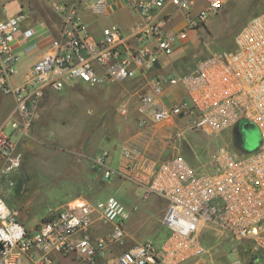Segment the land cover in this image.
<instances>
[{
	"label": "built area",
	"instance_id": "1",
	"mask_svg": "<svg viewBox=\"0 0 264 264\" xmlns=\"http://www.w3.org/2000/svg\"><path fill=\"white\" fill-rule=\"evenodd\" d=\"M203 1L198 7L199 0H79L82 9L96 14L118 2L138 15L128 31L112 24L97 35L75 2L51 0L62 17L60 27L17 83L14 42L19 34L38 36L39 27L25 26L24 10L0 15V91L15 100L0 125V264H58L55 254L73 264H197L206 255L211 258L203 264H228L206 248L207 230L228 235L239 255L233 264H264V8L237 32L233 47L206 53L178 75L160 74L190 33L228 2ZM173 23L183 26L173 30ZM137 79L145 83L136 102L138 127L181 120L187 130L217 134L248 121L259 128L258 147L241 152L219 147L201 167L182 152L156 160L129 143L121 145L117 159L107 148L90 156L103 181L119 175L143 186L144 199L167 202L161 215L166 234L129 246L131 213L115 195L98 200L77 195L34 227L18 220L1 183L14 185L12 176L22 164L18 145L31 136L47 91ZM176 86L181 96L171 92ZM121 113L128 114L126 102ZM185 135L177 127L173 139L183 144ZM107 224L104 233L101 225ZM245 240L251 243L248 255L238 243Z\"/></svg>",
	"mask_w": 264,
	"mask_h": 264
},
{
	"label": "rangeland",
	"instance_id": "2",
	"mask_svg": "<svg viewBox=\"0 0 264 264\" xmlns=\"http://www.w3.org/2000/svg\"><path fill=\"white\" fill-rule=\"evenodd\" d=\"M203 3V0H199L198 7ZM45 5L43 3L35 13L30 12L28 19L59 23V18L50 15ZM263 8L264 0H228L207 23L191 32L189 40L167 59L166 67L160 74L178 75L192 68L206 53L231 48V45L233 47L237 32ZM23 10L29 12L28 7ZM173 15L177 17L179 14L173 9ZM181 25L173 23L172 29H179ZM143 83L137 79L92 87L73 84L63 91H47L31 136L18 145L22 164L12 176L14 185L3 191L11 207L18 211V220L32 227L52 209H58L77 195L82 194L92 200L115 195L131 213L127 222L129 246L138 239L158 237L166 232L161 215L167 202L157 197L144 199L143 186H137L119 175L110 181H103L93 169L90 156L107 148L114 150L117 159L121 145L129 143L156 160L182 152L193 165L201 167L219 147L236 152L244 150L235 139V128L210 134L202 130H187L181 120L177 124L138 127L136 102L145 90ZM8 95L0 93L1 111L9 112L14 106ZM125 102L127 115L121 113V106ZM177 127L186 130L183 144L173 139ZM22 180L25 184L19 197L17 190ZM142 218L149 226L142 224ZM110 227V224L102 225L101 231L108 232ZM227 236L214 230L202 233L206 248H212V255L233 264L239 255L232 251L233 242ZM238 243L242 253L248 255L251 243L246 240ZM210 258L211 255H206L197 264H203Z\"/></svg>",
	"mask_w": 264,
	"mask_h": 264
},
{
	"label": "crops",
	"instance_id": "3",
	"mask_svg": "<svg viewBox=\"0 0 264 264\" xmlns=\"http://www.w3.org/2000/svg\"><path fill=\"white\" fill-rule=\"evenodd\" d=\"M64 1L75 2L77 4V9L80 12V14L82 13L85 21L89 24V29L97 35L100 34L101 29L104 26L112 25V24L118 25L125 31H128L132 23L138 18L137 17L138 15L135 12H133L132 9H130L127 6L120 5L118 2H115L107 6L106 10L102 14H96L92 11L82 9L79 0H64ZM43 3L44 5L46 4L45 6L49 10V14L54 17H58L60 22L59 23L55 22L53 24V22L45 19L35 21L30 18L27 20L25 26L38 25L39 35L31 39H24L23 36L19 34L17 40L14 42V51L19 57L17 62V69L19 73L13 79L15 83L22 81L23 76L27 72L29 66H31L39 58L40 54L43 52L44 48L47 46V44L50 41V35H54L57 32V29L60 27L62 17L53 9L51 0H0V15H6V14L13 15L23 10L25 7H28L29 13L30 12L35 13L39 8L41 9ZM39 4L40 6H38ZM7 9L9 10V12H6ZM35 44L36 46L34 47ZM178 50L179 48L177 49V52ZM171 92H173L175 95L181 96L183 94V89L176 86L171 89ZM0 93L2 92L0 91ZM8 96H11L12 104H15L13 95H8ZM11 111L12 109L9 112L0 110V125L9 118ZM1 190L7 191L8 185L2 182ZM3 195L6 199L5 196L6 194L4 192ZM7 202L9 203L10 206H12L8 200ZM42 218L43 217H41L40 220L36 221L37 223L34 224V226H36L42 220ZM145 221L146 219L142 218V224H146ZM55 256L58 264H73L72 260L69 258H66L58 254H55Z\"/></svg>",
	"mask_w": 264,
	"mask_h": 264
},
{
	"label": "water",
	"instance_id": "4",
	"mask_svg": "<svg viewBox=\"0 0 264 264\" xmlns=\"http://www.w3.org/2000/svg\"><path fill=\"white\" fill-rule=\"evenodd\" d=\"M239 129L244 137V149L247 151L254 150L260 143L258 128L251 122H242L235 130Z\"/></svg>",
	"mask_w": 264,
	"mask_h": 264
},
{
	"label": "trees",
	"instance_id": "5",
	"mask_svg": "<svg viewBox=\"0 0 264 264\" xmlns=\"http://www.w3.org/2000/svg\"><path fill=\"white\" fill-rule=\"evenodd\" d=\"M229 47H232V45L229 46ZM235 139H236L237 143L239 144L240 148H244V147H243V145H244V137H243V135H242V133L240 132L239 129L236 130ZM24 184H25V183H24L23 180L20 181V183H19V187H18V190H17V195H18L19 197L23 194L22 192H23ZM21 222H22V221H21ZM23 223H24V222H23ZM24 224H25V223H24ZM163 234H166V232L163 233Z\"/></svg>",
	"mask_w": 264,
	"mask_h": 264
}]
</instances>
